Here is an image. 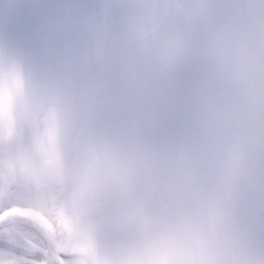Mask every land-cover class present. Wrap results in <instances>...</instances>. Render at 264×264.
Returning <instances> with one entry per match:
<instances>
[{
  "label": "flooded vegetation",
  "instance_id": "flooded-vegetation-1",
  "mask_svg": "<svg viewBox=\"0 0 264 264\" xmlns=\"http://www.w3.org/2000/svg\"><path fill=\"white\" fill-rule=\"evenodd\" d=\"M127 1L107 13V64L64 81L72 115L31 143L43 175H65L59 210L54 180L32 206L65 264H152L160 243L172 264H264V0Z\"/></svg>",
  "mask_w": 264,
  "mask_h": 264
},
{
  "label": "bare ground",
  "instance_id": "bare-ground-1",
  "mask_svg": "<svg viewBox=\"0 0 264 264\" xmlns=\"http://www.w3.org/2000/svg\"><path fill=\"white\" fill-rule=\"evenodd\" d=\"M30 1L36 10L23 29L24 42L15 48L8 47L6 40L0 43V55L16 66L0 91V179L5 180L6 193L15 175L20 174L21 160H25L17 149V144L27 141L22 130L35 120L40 137L48 142L64 112L74 108L62 101L63 83L68 80L62 74L63 66L70 67L75 77L92 72L96 64L94 49L101 35L103 11L99 0H21L23 4ZM13 9L8 3L7 11ZM76 95L73 92V97ZM45 111H54L53 116L45 119L35 114ZM11 206L15 205L0 194V212ZM29 232L14 223L0 228V264H41L44 257L31 246H42V242L34 236H30L33 243L28 241Z\"/></svg>",
  "mask_w": 264,
  "mask_h": 264
},
{
  "label": "rangeland",
  "instance_id": "rangeland-1",
  "mask_svg": "<svg viewBox=\"0 0 264 264\" xmlns=\"http://www.w3.org/2000/svg\"><path fill=\"white\" fill-rule=\"evenodd\" d=\"M101 7H103L102 1L100 2ZM28 18H24V21L26 22ZM3 57L1 58L0 56V63H1V67L3 66V70H6L9 65L11 64L9 61H6L5 63H3ZM3 63V64H2ZM0 70V73L3 71ZM1 77V75H0ZM26 133V132H25ZM18 137V136H15ZM22 141V140H21ZM28 142V141H27ZM27 142L22 141V144H17V149H19L18 154H20L21 156H25V160H21L20 163V174L15 175V177L13 178L14 182H20L22 183L21 185L16 186L14 184L13 181H11V185L7 186L9 188V193H6V183L5 180H1L2 182H0V194L2 195L3 193L6 195L7 199L12 201L13 205H21V206H29V182H30V178L32 176V171L30 170L31 166H30V159H29V153H28V148L29 145ZM1 151H3V149L1 148ZM2 156H4L2 154ZM1 158V156H0ZM259 168H262V162L260 160L259 163ZM23 173H25L23 175ZM33 178V176H32ZM260 188H264V183L262 182V180H260V184H259Z\"/></svg>",
  "mask_w": 264,
  "mask_h": 264
},
{
  "label": "water",
  "instance_id": "water-1",
  "mask_svg": "<svg viewBox=\"0 0 264 264\" xmlns=\"http://www.w3.org/2000/svg\"><path fill=\"white\" fill-rule=\"evenodd\" d=\"M7 221H14L21 224H27L34 226L42 235H44L43 229L40 225L32 220L28 215H26L22 210L15 209L5 212L0 215V225Z\"/></svg>",
  "mask_w": 264,
  "mask_h": 264
}]
</instances>
